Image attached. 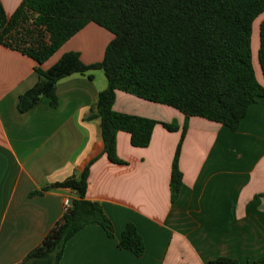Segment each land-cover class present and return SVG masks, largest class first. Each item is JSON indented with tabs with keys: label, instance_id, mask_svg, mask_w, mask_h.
I'll return each instance as SVG.
<instances>
[{
	"label": "crops",
	"instance_id": "1",
	"mask_svg": "<svg viewBox=\"0 0 264 264\" xmlns=\"http://www.w3.org/2000/svg\"><path fill=\"white\" fill-rule=\"evenodd\" d=\"M22 1L1 0L8 16ZM113 38L90 23L42 68L69 52L80 53L86 64L100 62ZM37 66L0 45V264H20L63 217L65 200L78 199L70 189L33 193L79 178L88 166L86 199L103 208L115 236L96 224L85 227L69 241L60 264H209L220 257L249 264L264 256V98L232 131L117 92L116 112L178 129L157 125L147 148L133 147L129 134L119 132L121 163L115 164L104 153L97 112L98 95L108 85L104 72L66 77L57 84L56 108L45 98L20 113L19 97L37 83ZM180 143L183 184L173 201L171 171ZM128 224L143 238L141 257L119 247Z\"/></svg>",
	"mask_w": 264,
	"mask_h": 264
},
{
	"label": "trees",
	"instance_id": "2",
	"mask_svg": "<svg viewBox=\"0 0 264 264\" xmlns=\"http://www.w3.org/2000/svg\"><path fill=\"white\" fill-rule=\"evenodd\" d=\"M262 15L264 0H23L8 16L0 0V45L38 65L37 83L19 97L20 113L30 111L45 98L56 108L60 80L102 70L108 85L98 95L97 112L104 153L112 163L120 164L116 155L119 132L129 134L133 147L147 148L157 125L170 132L178 128L174 123L116 112L117 92L173 108L186 121L199 117L232 131L239 129L251 105L264 98L251 50L253 26ZM90 23L114 37L102 61L86 64L80 53L69 52L48 70L42 68ZM258 33L259 47L253 46L258 48L257 61L264 79V20ZM180 148L181 143L171 171L173 201L183 184ZM89 169L79 178L73 176L33 193L70 189L78 199L20 264H60L69 241L89 225H99L108 237L115 236L103 208L86 199ZM119 247L138 257L144 254L143 238L133 224L124 229ZM209 264L239 263L220 257ZM249 264H264V256Z\"/></svg>",
	"mask_w": 264,
	"mask_h": 264
},
{
	"label": "rangeland",
	"instance_id": "3",
	"mask_svg": "<svg viewBox=\"0 0 264 264\" xmlns=\"http://www.w3.org/2000/svg\"><path fill=\"white\" fill-rule=\"evenodd\" d=\"M264 20V15H262L261 19L254 24L253 26V36H252V47H251V50H252V63H253V66H254V69H255V72H256V76L259 74L260 72V68H259V65H258V61H257V51H258V48L254 49V46L256 47H259V41L258 38L259 36V33H258V30H259V24H260V21H263ZM255 41H256V45H255ZM254 45V46H253ZM93 72H103L102 70H96V71H93ZM257 77H260V75H258Z\"/></svg>",
	"mask_w": 264,
	"mask_h": 264
},
{
	"label": "built area",
	"instance_id": "4",
	"mask_svg": "<svg viewBox=\"0 0 264 264\" xmlns=\"http://www.w3.org/2000/svg\"><path fill=\"white\" fill-rule=\"evenodd\" d=\"M71 201H69L68 199L65 200L64 202V206H65V211L67 210V208L70 206Z\"/></svg>",
	"mask_w": 264,
	"mask_h": 264
}]
</instances>
